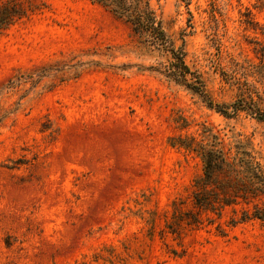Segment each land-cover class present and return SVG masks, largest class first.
<instances>
[{"label":"rangeland","instance_id":"obj_1","mask_svg":"<svg viewBox=\"0 0 264 264\" xmlns=\"http://www.w3.org/2000/svg\"><path fill=\"white\" fill-rule=\"evenodd\" d=\"M17 1L37 8L0 35V88L16 82L0 95V264H264L263 221L232 225L231 207L211 223L185 216L202 173L193 148L242 146L264 167V121L138 69L154 54L91 0ZM149 2L177 44L187 34L215 102L243 91L264 0ZM247 79L264 94V77Z\"/></svg>","mask_w":264,"mask_h":264},{"label":"trees","instance_id":"obj_2","mask_svg":"<svg viewBox=\"0 0 264 264\" xmlns=\"http://www.w3.org/2000/svg\"><path fill=\"white\" fill-rule=\"evenodd\" d=\"M106 9L115 17L129 25L132 36L139 46L156 57L150 65H136L138 69L156 73L169 82L181 86L195 94L209 109L230 118L242 112L258 122L264 121V94H260L247 77H264V42L256 41L255 53L260 64H249L248 71L243 72L244 81L239 84L241 91L231 102H215L206 89L199 71L192 68L185 60L184 30L179 33L177 44L167 31L163 19L151 7L149 0H91ZM5 0L0 3V35L13 23L25 18L37 7L26 1ZM264 34V30L262 32ZM133 65H122V69ZM43 69L37 76H44ZM224 75V73H223ZM38 77V78H40ZM234 78L233 76L230 77ZM232 84L238 81H231ZM12 79L3 90L13 87ZM188 148V145L180 143ZM193 150L202 162V173L195 181L193 208L186 213L191 223H199L201 214L206 221L213 222L209 214L219 218L225 207H231L233 217L230 224L256 219L264 222V167L257 157L248 149L237 146L230 156L222 148L211 144H197ZM236 206H240L236 209ZM220 228V224L217 225ZM223 233L222 229H218Z\"/></svg>","mask_w":264,"mask_h":264}]
</instances>
